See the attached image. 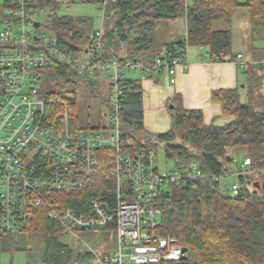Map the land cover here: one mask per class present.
Returning a JSON list of instances; mask_svg holds the SVG:
<instances>
[{
    "label": "built area",
    "instance_id": "built-area-1",
    "mask_svg": "<svg viewBox=\"0 0 264 264\" xmlns=\"http://www.w3.org/2000/svg\"><path fill=\"white\" fill-rule=\"evenodd\" d=\"M1 10L0 234L24 231L43 209L72 235L78 229L115 228L118 249L112 254L94 253V264L181 262L183 247L178 239L160 233L156 216L161 212L155 201L164 183L186 185L205 174L196 161L160 170L155 148L132 149L123 129L122 109L130 70L154 71L175 83L177 69L187 66L191 46L187 34L175 55L163 52L151 63H137L104 59L101 27L88 37L85 52L80 50L86 57L80 62L77 50L55 35L38 32L42 23L37 18L52 14L50 8L37 0H2ZM235 63L247 66L240 54ZM56 64L86 77L108 74L109 96L102 113L106 126L79 127L71 121L69 103L58 100L47 107L51 102L39 98L40 71ZM261 64L264 71V61ZM249 164L245 158L241 167ZM102 175L111 181L105 187L111 192L109 199H94L80 212L63 206L59 194L90 190ZM239 190L237 182L232 184L233 196Z\"/></svg>",
    "mask_w": 264,
    "mask_h": 264
},
{
    "label": "trees",
    "instance_id": "trees-1",
    "mask_svg": "<svg viewBox=\"0 0 264 264\" xmlns=\"http://www.w3.org/2000/svg\"><path fill=\"white\" fill-rule=\"evenodd\" d=\"M37 1L53 11L47 17L50 21L58 3L55 0ZM98 2L101 4L103 0ZM238 8L249 11L253 40L264 38V0H107L102 25L104 59L153 62L161 53L155 46L156 22L182 16L186 19L190 45L207 47V55L213 62L235 61L230 29L215 30L213 22L230 23L232 12ZM52 29L55 36L68 46L59 30L72 32L73 38L82 36L81 32L74 30L73 20L67 17L53 19ZM179 43L167 44V54L175 55ZM87 46L82 48L83 52ZM262 62H247V66L241 68L247 75L250 95L263 83L260 79L264 72ZM51 68L59 76L78 75L65 64ZM87 78L94 84L95 76ZM239 90L212 92V101L221 106L224 115L232 117L224 125L205 124L200 110L183 108L180 96L175 95L169 110V130L154 134L143 126L140 81L127 77L124 82L122 120L129 146L149 150L163 145L166 158L173 160L176 167L196 161L205 174L204 178L186 185L164 183L155 201L161 212L160 233L175 236L180 245L187 248L188 264H228L226 257L219 253V243L226 246L223 249L237 264H264V111L242 102ZM69 97L49 93L46 98L51 103L47 107L55 106L53 101H66L70 104L71 121L78 125L71 110L73 98ZM245 158L250 159V164L243 168L241 163ZM232 174L240 188L235 196L231 192V195L224 194L219 182L221 176ZM255 176L262 179L261 187L253 179ZM110 182L109 177L102 175L90 190L59 194L63 206L80 212L86 210L94 199H109L111 192L106 188ZM173 187L178 191L174 193ZM33 220L40 226L39 248L28 246L37 229L31 235H25L27 229L16 234H0V248L25 253V264H94L92 252H77L59 241L64 230L46 211L41 209ZM213 248L217 250L216 254L211 253Z\"/></svg>",
    "mask_w": 264,
    "mask_h": 264
},
{
    "label": "rangeland",
    "instance_id": "rangeland-1",
    "mask_svg": "<svg viewBox=\"0 0 264 264\" xmlns=\"http://www.w3.org/2000/svg\"><path fill=\"white\" fill-rule=\"evenodd\" d=\"M60 4L55 8V14L52 19L49 21L47 17L37 18L41 23L40 29L38 32H48L50 35H55L56 32L52 29V20L58 18H71L73 20V25L75 31L81 32L82 36L73 38L72 32H63L58 31L64 36L65 42L72 47H75L77 53L80 55V62L86 57H81L82 48L88 44V35L92 34L94 31L100 29L103 25V8L98 2V0H60ZM0 0V14H2ZM246 17V18H245ZM248 14L241 10L236 11L231 14L230 23H227V28L230 29L236 38L243 31L244 19H247ZM177 19V20H176ZM173 23V26L170 25L171 22L167 20L160 22V25L166 27L165 25H170L167 27L169 29L166 35L159 34L157 42L162 39H173L175 40V32L179 31L180 26H182V18L176 17ZM225 23V22H224ZM3 26L0 22V30ZM173 32V33H172ZM172 35V36H171ZM183 35V33H182ZM171 36V37H170ZM260 43L264 44V39L259 40ZM239 45L236 44L234 49ZM41 82L39 86V98L45 99L49 93H59L64 97H72L74 107L71 109L77 118V123L79 127L82 128H97L100 126H106L107 120L103 117L102 113L106 107L108 100L109 92L107 89L106 82L109 81L108 74H98L94 79V84L84 75L76 76H59L53 68H44L40 71ZM129 71L127 76H129ZM259 87V86H258ZM255 87V92L250 95L249 92L246 94V89H244L245 98L243 102L249 103L258 111H264V97L261 93L264 94V88L262 92L258 93V90L261 89ZM260 91V90H259ZM128 133H131L128 131ZM137 136V135H136ZM139 138V136H138ZM156 167L160 170H168L175 168L176 165L173 160L166 158L163 145H159L156 148ZM255 182L258 187L262 186V179L258 176H255ZM260 179V180H258ZM237 178L235 175H223L219 178L220 187L224 194L228 195L230 193V188L232 184L236 182ZM174 193L177 192V187H173ZM158 221L161 220L160 214L156 216ZM40 226H37L36 220L31 221L29 227L27 228V234L31 235L34 229L37 231L34 235H31L29 247L30 248H39L41 246V232ZM27 237V236H26ZM20 238V237H19ZM20 241V239H19ZM59 241L70 245L75 248L77 252L81 251H90L93 254H112L118 249L117 242V233L114 227L106 228H97V229H78L76 230L75 235L63 232L59 235ZM218 246V245H217ZM224 244L219 243L218 248H220L219 253L224 255L227 259L228 264H237L236 260L232 259L231 255L227 250L223 249ZM217 250L213 248L211 251L212 254H216ZM26 256L25 253L20 251H5L0 248V264H25ZM124 264H133L131 262H125Z\"/></svg>",
    "mask_w": 264,
    "mask_h": 264
},
{
    "label": "crops",
    "instance_id": "crops-1",
    "mask_svg": "<svg viewBox=\"0 0 264 264\" xmlns=\"http://www.w3.org/2000/svg\"><path fill=\"white\" fill-rule=\"evenodd\" d=\"M55 1L58 5L61 3L60 0ZM241 10L248 14L247 19L243 21L246 27H244L240 35L237 34L238 38L231 32L232 52L236 56L240 54L245 62L257 63L264 61V44L259 42L261 39L253 40L249 11L246 8H238L232 13L239 11L241 14ZM180 17L182 18L183 25L180 26L179 31L175 32V40L174 38L169 40L164 38L157 42L158 35H166L169 31L167 27L173 26L172 22L175 20L164 19L156 22L154 38L156 49L159 52L167 53L165 50L166 45L178 43L186 34V19L185 17ZM165 20L171 23L163 27L160 25V22ZM226 28L227 25L223 21L213 22V29L215 30ZM236 44L239 46L234 49ZM207 53V47L191 45L188 49L187 66H181L177 69L176 81L173 84L169 82L166 76H162L154 71H141L139 69L129 71L131 75L128 78L139 80L142 87L143 126L147 131L159 134L169 130V110L171 109V101L175 95L180 96L183 108L187 110H200L205 124L224 125L232 119L231 116H226L222 113V108L219 104L212 101V92L219 89L239 88L241 101L243 102L242 99L249 92L247 75L237 66L235 61L213 62L209 60ZM260 79L263 82H261L262 85L260 86L264 88V72L263 77ZM108 83L109 81L106 82L107 89ZM262 88L259 89L260 91L258 90V93L262 92ZM244 89H246L245 95ZM261 94L264 97V94Z\"/></svg>",
    "mask_w": 264,
    "mask_h": 264
},
{
    "label": "water",
    "instance_id": "water-1",
    "mask_svg": "<svg viewBox=\"0 0 264 264\" xmlns=\"http://www.w3.org/2000/svg\"><path fill=\"white\" fill-rule=\"evenodd\" d=\"M34 26L35 27H38L39 26V22H35L34 23ZM243 86V85H242ZM69 99H72V97H69ZM172 107V105H170V108ZM227 160H229V157L227 158ZM182 252H183V256H182V261L181 262H178L177 264H188L187 262V248H182Z\"/></svg>",
    "mask_w": 264,
    "mask_h": 264
}]
</instances>
